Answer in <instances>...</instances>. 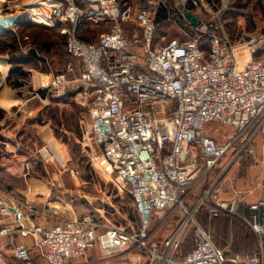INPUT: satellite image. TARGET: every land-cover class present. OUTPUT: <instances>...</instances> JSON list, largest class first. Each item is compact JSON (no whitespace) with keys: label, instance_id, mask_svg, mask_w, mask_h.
<instances>
[{"label":"built area","instance_id":"2783aa9c","mask_svg":"<svg viewBox=\"0 0 264 264\" xmlns=\"http://www.w3.org/2000/svg\"><path fill=\"white\" fill-rule=\"evenodd\" d=\"M231 2L179 0L181 10L173 13L168 0H137L125 7L119 0H37L34 4L45 10L34 17L30 10L10 11L11 1H0V30L17 32L22 22H35L58 26L65 36L67 53L80 73L74 61L57 73L44 57L48 72L39 71L40 89L57 98L76 90L77 100L88 110L93 157L114 177L119 191L132 198L140 220L130 232L89 215L80 218L71 210L66 221L48 227L16 208L13 226L1 235L17 232L31 238L47 264L88 258L97 246L105 258L139 249L148 252V264H226L202 227L195 230L193 249L182 255L186 222L155 241L153 220L182 204L189 190L226 156H255L259 134L264 141V34L232 39L223 23ZM188 4L200 14L191 11L201 21L194 32L184 24L191 25L184 14ZM162 12L165 21L184 27L183 38L157 36ZM89 22H108L112 29L89 43L79 37ZM211 124L234 133L221 144L208 133ZM51 150L47 145L41 152L50 158ZM244 200L238 191L229 200L215 198L207 206L209 217L218 219L223 212L240 216ZM250 209L264 212V200ZM0 213L6 215L7 208ZM252 228L260 245L255 253L236 255V264H264V221ZM31 249L19 245L13 255L30 264ZM0 264H8L1 248Z\"/></svg>","mask_w":264,"mask_h":264},{"label":"rangeland","instance_id":"374dc122","mask_svg":"<svg viewBox=\"0 0 264 264\" xmlns=\"http://www.w3.org/2000/svg\"><path fill=\"white\" fill-rule=\"evenodd\" d=\"M8 1H11L13 6L10 11L17 14H23L28 10L31 13L45 10L34 4L37 0ZM119 1H128V5H131L137 0ZM168 1L170 4V0ZM176 1H178L179 7H182L179 0ZM231 3L230 9L223 15V23L232 39L238 40L245 34H251L255 37L264 34V0H243L242 3L232 0ZM171 5L170 10L173 13H178L179 10L175 4L171 3ZM165 20L162 16L158 37L165 36L168 41L184 37L183 26ZM34 24L39 23L34 22ZM43 24L33 28L21 25L19 30L17 29L18 34L0 35V63L2 66L0 70H3V74L9 70L7 77L0 74V86L3 84L2 87H4L0 88V92L5 94L4 100L0 98V120L7 117L3 126L0 124V129L12 132L10 139L4 138L5 145L20 146V148L16 147L17 154L22 155L18 154L19 158L30 164L29 170L26 171V181L30 178L36 179L37 185L44 189V196H49V199L43 203L48 205V209L54 207L56 211H62L61 214L51 212L50 215H46L43 222L60 224L62 222L58 218L66 221L67 216H69L67 211L72 210L80 218L89 215L102 224L113 225L134 232L138 229L140 220L131 197L129 194L119 191L114 183V177L108 175L100 167L89 148L88 126L90 119L86 106L81 101H76L74 97L66 98L67 101L61 100L53 93L40 89L42 77L39 71L48 72L40 67L30 66L26 68L28 76L22 81L23 87L17 89L19 91L16 93L6 88L8 85L12 90H15L10 86V71L17 67V59L27 49L31 51L35 47L43 55L55 59L54 70L56 71H61L69 60L66 54L65 41L59 28L57 26L53 28L41 27ZM107 30L110 29L107 28ZM104 31V27L96 28L92 36L85 38L93 42L98 41L100 35L105 33ZM18 35L19 37L28 35L30 39L21 38L18 40ZM203 42L209 43L207 39H203ZM3 81L4 83H2ZM21 103L26 104V106H21ZM46 126H48V132L51 131L52 133L51 139L43 132ZM208 127L207 131L213 132L212 135L221 144L234 133L233 129L217 124H211ZM257 139L262 142H260L261 145H264L263 135L259 134ZM47 145L52 148L50 158H46L41 152ZM56 150L63 156L62 161L58 158ZM98 152L101 153V151ZM9 156L12 158L13 154ZM233 158L234 156L231 155L226 156L220 165L225 167L227 164L235 162L236 160ZM251 162L254 164L255 160L251 159ZM216 177L215 173L207 174L189 190V194L182 204L163 217H156L153 220V240L165 239L182 222H186L187 228L180 254H187L193 249L195 230L199 226L211 235L215 245L223 252L226 264H236V255L243 256L256 252V236L255 233L246 228L247 226L240 216L229 214L218 221L209 217L207 206L210 205V202L207 193L210 192L211 194L216 189ZM13 182L16 184L15 179ZM26 183L24 182L25 185L22 183V188L25 190L27 189ZM22 188L20 187V189ZM202 200H206L204 205ZM26 205L35 215L34 211L37 209L33 207L34 204L27 202ZM23 212L25 213V211ZM25 215L30 220L37 222L33 215L29 216L26 213ZM96 248L99 249V246ZM120 255H125V257L121 256L120 262H113L116 258H105L101 252L98 254L96 250H93L88 258L74 259L71 264H134L135 262V264H148L149 254L146 250L134 249L118 256ZM32 256L30 264H47L39 258L40 256L38 257L36 254ZM11 264L29 263H20L14 260Z\"/></svg>","mask_w":264,"mask_h":264},{"label":"crops","instance_id":"0c3cea01","mask_svg":"<svg viewBox=\"0 0 264 264\" xmlns=\"http://www.w3.org/2000/svg\"><path fill=\"white\" fill-rule=\"evenodd\" d=\"M72 61L75 62L77 74H79L80 73L79 64L73 58ZM66 66H64L63 68H66ZM2 71L3 70H0V74L7 77L9 70H7V73L5 72V74H3ZM2 83H4V81ZM2 86L3 84L0 86V88H4ZM6 86H7L6 88H8L13 93L19 91L17 90L19 88H15V90H12L10 87H8V85ZM71 91H75L76 93V90H71ZM73 95L72 97H74L75 100L77 101V98L75 97L76 94L74 96ZM37 96H39V94ZM0 98L4 100L5 94L3 93L1 94L0 92ZM66 98L68 99L67 96L59 99L61 100L64 99L67 101ZM42 101L45 102L44 100ZM21 106H26V104L24 105L23 103ZM6 118L0 120V124L2 126L5 123ZM47 128L48 126H46V129H44L43 132L46 133L47 137L51 139L52 133L51 131L48 132ZM212 133L213 132H209V134L211 135ZM11 134H12L11 131L0 129V211L3 207L7 208L6 215L0 213V232L7 226L9 227L13 226L14 211L16 208L25 211V213L29 216L33 215L35 217L34 219H36L37 221L36 223H43L45 224L44 226H49V227L55 226L56 223H46L43 222V219L46 217V215L47 216L50 215L51 212H53V214L55 212L61 214L62 211H56V208L54 207L48 209L47 207L48 205L46 203H43V201L45 202L49 199V196L48 195L46 197L44 196L45 195L43 193L44 189L37 185L36 179L30 178L28 179V181H26L25 179L27 176L26 171L29 170L30 164H28L27 161L19 158L22 155L20 153H18L20 156L17 154L16 147L20 148V146L17 145L16 147H14L10 145H5L4 142V138L10 139ZM260 142L261 141L257 139V141H255L254 143L255 156H252L248 153H243L236 159L235 162H231L227 164L225 167H222L220 165L219 168L211 171L210 174L215 173V175L217 176L215 179L216 189L211 194L210 192L207 193V195H209L208 200L210 202V205L213 203L215 198L229 199L233 197L234 192L236 191L242 193L245 197V200L244 203L239 206V212H240L239 215L243 219V221L251 228L254 223L264 221L263 211L252 212V210L250 209V206L252 204H256L264 200V145L263 144L261 145L262 142L261 143ZM8 154L9 155L13 154V157L10 158ZM60 159L61 161L63 160V158ZM251 159L255 160L254 164H251L252 163ZM248 160L251 162V163L249 162L250 164L248 163ZM26 164H27V168H26ZM13 179L16 180V184H14L15 182H13ZM24 182L25 183L27 182L26 190L25 188H22ZM20 187L23 190L20 189ZM249 191H251V193H248ZM205 201L202 200L203 205ZM27 202H32L34 204L33 207L37 209V211H34L35 215L34 213H32V210H29L30 207L26 205ZM64 210L67 211L66 209ZM58 219L61 222L64 221V219L62 218H58ZM252 230L254 231L253 228ZM255 235L257 237V243H256L257 244L256 250H257V248L260 245L259 244L260 239L256 233ZM20 244L27 245L28 247H33L31 238H24L17 232H12L10 235H1L0 233V248L3 250L5 257L9 262L8 264H11V262H13L14 260L20 263H25L23 261L15 259L13 255V251L15 247ZM93 250H96L97 253L100 254L98 248H95ZM93 250L91 252H93ZM33 254H36L38 257L40 256L37 250L32 248L31 260L33 258L32 256ZM125 255H120L110 258H116V260L114 259L113 262L114 261L120 262V259L122 258L121 256L125 257ZM39 258L45 261L43 258H41V256Z\"/></svg>","mask_w":264,"mask_h":264},{"label":"trees","instance_id":"16d2710c","mask_svg":"<svg viewBox=\"0 0 264 264\" xmlns=\"http://www.w3.org/2000/svg\"><path fill=\"white\" fill-rule=\"evenodd\" d=\"M215 1L216 2H221L222 0H215ZM242 1L243 0H237V2H239V3H242ZM171 3L172 4H175V7L178 8V10H181V7H179V5H178V1H176V0H170V5H171ZM120 4H121L122 7H125L126 5L129 4V2L128 1H125V2L124 1H121ZM171 7H172V5L170 6V8ZM187 9H189L190 11H192L196 16L200 17L198 8L194 7L193 5L188 4L187 5ZM162 16H163V18H165V12H162ZM161 20H162V17H161ZM184 24H185V26H186V28L188 30L194 32V29H193V27L191 25H189L187 22H184ZM21 25H24V26H28V27L33 28V27H39L40 24H34V23H31V22H24V23H21L19 26H21ZM42 26L45 27V28H47V27L48 28H50V27L53 28L54 27V26L48 25V24H43V25H41V27ZM101 27H104V30H105L104 32H109L112 29V25L110 23H108V22H102V23H99V24H93V23H90L89 22L80 31L79 37L83 41H86V42H89V43H97L98 41L93 42V41H90L88 38H85V37L86 36H92V33H93L94 29L101 28ZM19 28L20 27H18V30H19ZM107 28H109L110 30H107L106 31ZM59 31H60V29H59ZM5 34H7V35H15V34H18V32L0 30V35H5ZM60 34H61V32H60ZM61 36L63 37V39L65 41V47H66V38L62 34H61ZM21 38L22 39H25V40H29L30 39L28 37V35H23L22 37H19V35H18V40L21 39ZM66 54H67V57H68L69 60L67 61V63L64 66L68 65L72 61V57L67 53V50H66ZM44 57L48 58L51 61L52 66L54 67V65H55L54 60L55 59L43 55L35 47H34L33 50H31L27 54L26 53H22V56L17 59V62H16L17 63L16 64L17 67H14L10 71V75H9L10 86L12 88H21L23 86V82L22 81L24 79H26L27 76H28L27 73H26V68L27 67H30V66L31 67H37V68L40 67L43 70L48 71L47 61H46V58H44ZM61 71H56L55 70V72H57V73L58 72H61ZM73 94L75 95V91H70V93L67 95V97H72ZM225 215H229V214L227 212H223L218 219H214V220L215 221H218L222 217H224ZM245 225L247 226L246 227L247 229L251 230L254 233V231L252 230V228L249 225H247L246 223H245ZM256 243H257V237H255V247L257 245Z\"/></svg>","mask_w":264,"mask_h":264},{"label":"water","instance_id":"95a60500","mask_svg":"<svg viewBox=\"0 0 264 264\" xmlns=\"http://www.w3.org/2000/svg\"><path fill=\"white\" fill-rule=\"evenodd\" d=\"M184 14L193 28H198L201 25V21L190 10H186Z\"/></svg>","mask_w":264,"mask_h":264},{"label":"bare ground","instance_id":"6f19581e","mask_svg":"<svg viewBox=\"0 0 264 264\" xmlns=\"http://www.w3.org/2000/svg\"><path fill=\"white\" fill-rule=\"evenodd\" d=\"M33 16H34V17H37V14L35 13V14H33ZM1 67H2V66H1V63H0V69H1ZM56 151H57V150H56ZM57 156H58L59 159H60V158H63V156H62L61 154H59L58 151H57ZM60 160H61V159H60Z\"/></svg>","mask_w":264,"mask_h":264}]
</instances>
